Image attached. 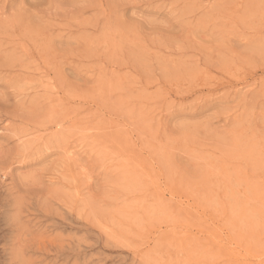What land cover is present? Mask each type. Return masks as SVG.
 Here are the masks:
<instances>
[{
	"label": "rangeland",
	"instance_id": "obj_1",
	"mask_svg": "<svg viewBox=\"0 0 264 264\" xmlns=\"http://www.w3.org/2000/svg\"><path fill=\"white\" fill-rule=\"evenodd\" d=\"M262 260L264 0H0V264Z\"/></svg>",
	"mask_w": 264,
	"mask_h": 264
},
{
	"label": "bare ground",
	"instance_id": "obj_2",
	"mask_svg": "<svg viewBox=\"0 0 264 264\" xmlns=\"http://www.w3.org/2000/svg\"><path fill=\"white\" fill-rule=\"evenodd\" d=\"M155 137V136H154ZM81 143V142H80ZM159 145V144H158ZM89 151V150H88ZM161 151V150H160ZM94 155V154H93ZM214 161V160H213ZM119 175V174H118ZM211 176V175H210ZM62 177V176H61ZM123 177V176H122ZM121 178V177H120ZM148 178V177H147ZM171 178H172V176H171ZM211 178V177H210ZM74 182V181H73ZM235 186V185H234ZM147 187V186H146ZM212 187V186H211ZM218 187V186H217ZM133 189V188H132ZM74 191V190H73ZM127 191V190H126ZM129 192V191H128ZM141 193V192H140ZM135 195V194H134ZM128 196V195H127ZM130 196V195H129ZM215 197V196H214ZM132 198V197H131ZM173 198V197H172ZM229 198V197H228ZM144 199V198H143ZM214 202V201H213ZM120 208V207H119ZM235 208H236V206H235ZM152 214V213H151ZM112 217V216H111ZM250 217H253V216H250ZM111 224V223H110ZM242 224H243V222H242ZM244 227V226H243ZM242 228V227H241ZM256 228V227H255ZM143 229H144V227H143ZM128 231H129V229H128ZM236 231V230H235ZM120 237V236H119ZM121 238V237H120ZM252 238V237H251ZM127 241V240H126ZM127 242H129V241H127ZM126 242V243H127ZM251 242V241H250ZM149 243V242H148ZM147 243V244H148ZM129 244V243H128ZM124 245V244H123ZM230 246V245H229ZM243 251V250H242ZM257 251V250H256ZM156 254V253H155ZM247 256V255H246ZM253 257V256H252ZM150 258V257H149ZM250 258V257H249ZM254 258V257H253ZM260 258V257H259ZM262 258V257H261ZM242 259V258H241ZM257 259H258V257H257ZM247 260V259H246ZM245 260V261H246ZM251 260V259H250ZM254 260V259H253ZM260 260V259H259ZM254 264H264V260H262V261H259V262H257V263H254Z\"/></svg>",
	"mask_w": 264,
	"mask_h": 264
}]
</instances>
